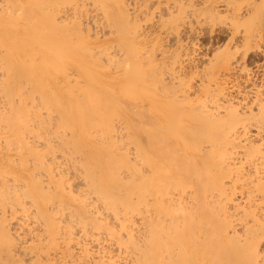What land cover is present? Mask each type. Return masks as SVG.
Returning <instances> with one entry per match:
<instances>
[{
    "label": "bare ground",
    "instance_id": "6f19581e",
    "mask_svg": "<svg viewBox=\"0 0 264 264\" xmlns=\"http://www.w3.org/2000/svg\"><path fill=\"white\" fill-rule=\"evenodd\" d=\"M16 1L17 3L18 1H20V4L23 6L20 5L22 14H20V11H15V12H19L15 16L17 17L19 15H22L23 17L24 15V17L30 19V20L28 19L29 21H25L27 20V18L25 20H23L24 18L20 19L21 16L18 19H16L15 17L14 18L10 17L11 13L12 14L15 13L12 12L11 11L12 9L10 8L19 6L18 4L16 6L13 5L16 3ZM16 1L14 3L13 1H11L12 6L8 8L9 12H7L6 9L7 4H4L6 7L4 5H1L2 7H5L4 10L6 11L4 12H7L8 16L10 17V19L8 18V16H5V18L7 19H3V17L0 18V63H2L0 64V69L2 68L4 70L3 72H5V74L3 73L5 77H3L4 78V80L2 81L3 83H1L2 87L0 88L1 89L0 95L3 96L5 95L4 98L6 100L3 101L2 99L1 102H6L7 104L6 107H4L3 105L4 109L0 108V135L2 134L7 135V139L6 136L3 137L5 138L4 140L5 141L7 140L9 142H12L13 140L16 142V144L14 142L10 143L11 145L14 143L15 145L18 146L20 143V146H18V147L22 146L21 147L22 151L20 149V152L22 154V157L24 158L25 156L26 158V155H24L23 153V148H25V150L28 149L30 150V147H33L31 149V151H33L34 147H36L35 142L38 144L43 143V142H39V140L35 141V137L39 136L38 139L41 138L43 139L45 137L44 139H46L50 134L55 135L57 133L60 135V137L56 135L54 137L59 138L58 142L54 141L55 143L53 144L51 143V144L54 146V144L58 143L59 147H61L59 148V150L62 149V147L64 148L66 147V151L68 148H71L69 149L70 151L68 150L70 153L67 151L70 156L72 154H73L72 156H74V154L75 156L76 154H81L83 156V159L81 158L82 160L79 158V160L82 162L80 163L77 162V163L80 165L82 163L84 167L82 165L81 166L82 168H84L83 170H85L86 172L85 171L81 172V170L80 171L77 170V172L79 176L80 173L82 174L85 173V175H87L85 176V178L86 179L88 178L90 181L89 182L91 187L90 191L91 192L96 191L98 193L94 195H99V197H101L100 199L101 200L104 199L102 201L103 202L107 201L106 204L109 205L111 203L113 206H115L116 203L117 204L119 202L122 203L125 206L123 209H125L126 213L129 212L130 210H133L131 211L133 213L134 209L135 210L139 209V207H136L137 205L138 206L144 205L145 208L147 209V212L149 213L151 212V214L147 216L148 218L150 217L149 218L150 220L146 218V221L149 220V222L147 221L148 226H144L142 230L141 227L137 231L139 232V236L138 234H136L137 236L135 235L136 237H139V239L131 241L132 239H134L133 238L134 236H132L131 232H129L131 234H128L131 235L129 237L126 234L128 240H125L126 237L125 239L120 237L121 238L120 241L122 242H124V240L126 241L122 243L123 246L125 245V248L131 249V252H133V254L137 253L136 255H138V257L133 255L134 257H136V259L132 261V264H144L142 263V261L144 260L146 261V259L148 258L149 260L152 259V261L150 260L151 263H153V260H156V262L160 261L157 264H264V259L263 258H262L263 260L261 259V254H260V245L262 243V240L264 239V223H263L264 221H261L259 217H256L258 216V214L256 211H254L253 217H255L256 219L255 221H258L257 222L258 225L255 222L256 226L246 227L243 233H240L237 230H233V229L231 230V223L233 222V221L231 222V220L233 219L232 218L233 214H230L231 212L229 213L227 211L228 210L226 209L227 204H225L226 201L230 200V196H229L230 194L228 195L227 192L228 188L226 189L225 187V179L228 177L232 178L234 176V171L231 164L233 157L228 150L230 146L233 147L232 146L233 141L238 140V138L236 137L238 136V134H236L235 136L234 133H230L232 131L234 132L236 123L241 119L237 109L235 110L234 108V110L231 111L230 119L228 120L222 118L212 119V117H210V114H207V112L205 111L203 112L201 110H198L197 113L195 112V110L191 111L190 113L186 112L187 110L185 109V105L183 104L182 101H180L177 98H173V97L170 98L171 96L169 95L170 92H172L171 90L172 88L170 87V85H165L164 87L162 85L161 87V89H163V93L165 97L169 96L170 98L169 100L163 99L162 102L161 98L164 96L162 94L160 95L157 92L156 90L157 87L155 88V84L158 83L159 78H154L156 76H153V74L152 76L154 79L152 78V76H150L151 75L150 72L152 70L151 68L154 69L153 67L154 60H152V57H150V55L146 56L147 54L145 50H148L150 48L147 46L146 43L148 40L146 36L148 34L145 35L143 40L142 38L139 39L140 35H138L139 32L137 31L138 30L137 24L136 23L131 24L123 0H101L102 4L103 1H105V3L103 4L105 6V12L107 13V15H109V17L113 18V21H115L117 25V26L115 25L116 29L117 27H119V29H117V31H119V34H117L118 32L116 33V36L119 35V38L116 37L118 38L116 41L117 42L116 48H118L117 52H119V54L117 53L116 55H114L113 53V52L116 53V50L113 51V48H115L114 40L116 38L115 39L113 38L114 40H111L113 41L112 45L114 47L109 43V46H105V49L101 50L102 52L104 51L103 53H106V56L105 55L104 56L107 59L106 63H108L106 64L104 62V65H107L106 69H104L106 80H104L102 76V69L105 67H102V65L99 64L100 60L99 62H97L98 58L97 57L95 58V55L93 54L94 46L93 47L91 46L93 42H89L90 41L88 36L89 33L87 34L83 30L85 27L84 25H82L83 19L80 18L83 12L82 11L83 7L81 4H78L81 7L74 4L75 8L73 6H72L73 8L72 7L66 8L65 6H63L64 7L63 9L61 8L64 2L63 0H38L37 3L36 1L33 3L34 0H32L33 5L29 2H28L29 4L27 3V5L31 4V7H33L30 8L29 6L30 10L28 12L31 11L30 14L25 9L26 4H23L24 3L23 0H16ZM122 2L124 4H122ZM261 3H260V8H258L259 6H257L258 9L257 15L263 21L259 22V20H257L258 21L257 23H260L261 27L263 28L264 3L262 5ZM182 5L183 4L181 2L178 8H181ZM20 6L17 7V10L20 9ZM22 8L24 11L26 10V14H24ZM184 8L182 7V10H184ZM0 10L3 11L2 8H0ZM32 12L33 13L36 12V13H34L33 15ZM61 13H65V15L63 14L65 18L62 17L59 19V15H61ZM35 14L37 17H34ZM78 15H81L79 16V19H78ZM178 15L179 14H177V16ZM2 16H4V14ZM30 16H32L33 18ZM179 16L180 18H182L181 15ZM75 18H77V20ZM174 18L175 16H173L172 19ZM180 18L177 19L175 18V20L173 21H177ZM253 18L256 19V17ZM179 21L180 20H178L177 23H179ZM240 23L241 22H239V24ZM239 24L236 25L239 26ZM174 25L176 26V22H174ZM177 26L179 25L177 24ZM257 27L260 26H256V28ZM237 32L234 34L236 35ZM259 33H261V31L258 32L257 29L256 31L254 30V32L251 30V32L248 31V34L245 35L244 37L243 45L245 47V54L242 59H244L245 62H248V60L250 59L249 51L252 48L251 47L252 43L257 42L258 45L259 44L258 40L262 41L264 39V35H260ZM235 35L233 36V42L235 39ZM76 36L79 38L78 41H75V39L76 40L78 39ZM79 47H82L83 49L82 52L84 51L86 59L81 60L82 55L81 54L79 55L77 52L78 50L77 48ZM146 47H148V49H145ZM91 49L93 50L92 52ZM150 50L152 51L153 49H149V53H151ZM143 51H145V53H143ZM234 51H232L233 53L229 52V54L227 55L228 58L230 57H232V59L235 58L237 52ZM152 53L154 52L152 51ZM118 55H120L121 57H118ZM224 55L222 56V59L225 61L228 58H226V56L224 57ZM90 57L92 58V61L88 60ZM231 63L232 61L230 62V60H228L227 62L225 61V64L224 63L223 64L228 65L227 67L229 68L231 66L230 65ZM67 64L68 66L66 72H71L69 73L71 75L73 73L72 72L73 69L74 70L76 69L79 72V74L85 79V86L84 88L82 87V89H80V91L83 92L82 94L80 93L81 95H77L80 91H77L76 84L75 85L73 84L74 81L71 82L72 78L69 79V77H72V75L67 77L69 74L66 73L67 76L66 75L65 76L66 78L69 79L68 80L69 82L65 84L64 82H62V84L60 82L59 84L61 86L63 85L62 89L59 86H57L55 83H53L54 81L53 78L55 77L54 76L55 73L57 72V74L59 75V72H63V70L65 69V65ZM151 79L152 81H150ZM155 79H157L158 81ZM250 80H252V78H250ZM57 82H59V80ZM76 91L78 92L77 94ZM36 95L39 96L38 99ZM1 98L3 97H0V99ZM125 101L132 102V104L124 105ZM191 101L189 103L193 102ZM2 104L3 103H1V105ZM261 104L262 106L260 105L261 106L260 116L263 118V122H262L263 126H261V128H264L263 101ZM42 109L47 110V112L49 113L48 117H44L45 115L43 114L45 113H41ZM55 113H56L55 115L56 117H53L52 115H54ZM57 114H59V116ZM144 114L148 117H146ZM120 117L124 119L123 124L125 126L123 128L126 129V134L128 132V134L130 135V136H126V138H128L126 140L128 141L130 139V142L129 141L128 142L131 144L133 143L135 144L134 146L136 148L135 151L136 156H133V158L135 157L134 158L135 162L133 161V158L131 159L129 157L130 151H128L124 147H121L124 149V150L121 149L123 151L122 153L121 152L118 153V151H121L119 150L120 148L117 151L118 143L120 144L123 141L119 140L121 142H117L118 140H116L117 138H115L117 136L114 137L115 133L118 134L119 133L118 131L120 129V128L118 129V126L114 124V122L116 118L119 119ZM142 117L145 120L146 118H148L149 120L148 119L146 121H144V119L141 120ZM3 122L5 123L4 127H2L1 125V123ZM116 127L118 130L116 129ZM63 132H65V134H63ZM66 132H68L69 134H67ZM96 132L101 133L102 135L101 139H98L96 137ZM40 133H42V135L45 134L48 136L43 135L44 137H42ZM27 134L31 135V137L32 134H35V137H32V139L34 138L33 139L34 144H32L33 142L27 141V139H29L28 138L29 135ZM52 137L49 139H52ZM235 138H237V140ZM45 141L44 143L47 142ZM50 142L49 143L47 142V144H50ZM206 142L211 143L212 146L211 148H207L205 150L203 144ZM7 143L8 142H5L4 144ZM10 144H8V146L6 145L7 148H10L9 147L11 146ZM23 145L25 147H23ZM40 145L42 146V144ZM52 145H48V146L46 145V147H43V149L45 150L47 148L48 150L49 146H51V148L49 147L51 152H53V149L54 150L58 149L57 148L58 145H55L56 146L55 148H52ZM2 146L6 147L4 145ZM37 149L39 148L37 147ZM34 152H36V154L38 155L42 153H46L45 151H40L42 152L40 153L38 152V150L35 149V151L29 152L30 154L29 153L27 154L33 157L34 154L32 155V153ZM64 153H63V157L64 155L67 157L68 153L66 154ZM36 154L34 155V159L36 158L35 157ZM49 154L51 153L49 152ZM38 155H37L38 159H35V163L37 164L38 162V165L40 163L39 166H41L42 158L39 157H42L43 154L40 156ZM47 155L48 154L44 156ZM218 155H219V160H217ZM72 156L71 157L68 156V157L71 159ZM18 158L21 159L20 156ZM57 159L60 160L58 157ZM70 159L68 161H71ZM75 159L78 161L77 157L73 158L72 160L75 161ZM262 159L264 160V154ZM6 160H8V158ZM37 160H39L40 162ZM44 160L46 161V159H44L43 157V161ZM52 161L54 162L53 165H55L54 158ZM74 161L71 163L74 164ZM26 163L29 164L28 161ZM31 163L34 164V162ZM36 164H34L35 171L34 169L32 171L36 172L37 170L38 173L40 170L38 171V169L36 168L38 166ZM46 164H47L46 166H48V163ZM56 165L60 166L62 165V163L59 164L58 162L56 163ZM50 166L51 164L49 163V167ZM81 166L79 167L81 168ZM49 167H47L48 170ZM71 167L75 168L76 165L75 167L74 166ZM71 167H69V170ZM123 167L127 168L128 170L129 177L127 178L121 177V173H123V171H121V168ZM40 168L43 169V165ZM2 169L3 168L0 167V170ZM76 169L72 171H76ZM50 170L52 169L50 168ZM129 170L131 173L129 172ZM65 171L68 170L66 169ZM257 171L258 170H256L255 173H257ZM0 172L3 173L2 177H4V173H7L4 171H0ZM34 172H33V176H35L36 174V173L34 174ZM39 173L36 175L39 176ZM63 174H65L63 171H62V175L60 172V174H58L60 175L59 178L65 177ZM7 175L8 174H6V176ZM43 175L44 174L42 173V176ZM52 175L54 176V173ZM67 176L69 175L67 174L66 177ZM76 176L78 177V175ZM236 177L240 178L238 175ZM39 178L40 176L35 181L37 182ZM56 179H58V177ZM11 181L12 180L8 181L10 185H12ZM45 181H43V183L42 180L39 181V183L40 182L42 183V185H40L42 188L40 186L38 187L44 190L43 186H45L46 184L45 185L43 184ZM62 181L61 183H59L60 181H58L59 186L57 187L60 188L59 193L61 195V198L63 199L67 195L65 191L67 189L66 188L67 183L65 182V184H63ZM36 182H31V184L32 183L35 184ZM68 182L70 183V180ZM262 183L263 182H261V184ZM5 184L4 186L6 187ZM31 184L29 185L30 188L36 187L38 185L36 184L35 186L33 185L31 186ZM19 186L23 190L17 188L16 185L15 186L13 185L12 187L14 189L11 188V190H15V188L21 190L22 192L16 190L18 191V193H22L21 196H23L24 193H26L24 192V188L25 190H27V194L29 191L31 192V190H28L26 188L27 185L26 187H23L24 185H19ZM3 187L0 188L1 191ZM189 187H191L193 191L190 192L188 191L187 193L186 190ZM262 188L263 187H261V189ZM7 189H5V191ZM45 189L47 190V188ZM38 190L39 189H36V191ZM5 191L0 192V195L1 193L3 195ZM122 191L125 192V195H121ZM177 191H179V193H175ZM6 192L9 194L10 191L8 190ZM6 192L4 195H6ZM13 192L10 194V196L14 194ZM56 192L53 193V196H51L54 197L52 198L53 200L58 196ZM96 192H92V193H96ZM41 193L40 195L42 196L45 195L43 192ZM48 193L46 197L44 196L45 200H48L47 202H49V200L51 199V197L50 199H48L50 194ZM31 194L33 193L31 192ZM70 194H69L70 196L72 197L74 196L73 198H75L76 196L75 194H73L72 192ZM212 194H214V196H211ZM40 195L38 197H40ZM50 195H52V193ZM55 195L57 196L55 197ZM133 195L137 196V198L135 197L137 199L136 203L134 202V200H132L133 199L132 197H134ZM217 195L220 196L225 202L224 203L222 202L221 204L220 202H217ZM21 196L19 197V195L18 196L16 195L15 200L16 201L19 200V202H21L20 201L22 200ZM28 196L29 195H27L26 197L28 198ZM33 196L34 195L29 197H33ZM148 196L149 197L155 196L156 199H153L155 201L149 203L148 202L149 200H147ZM18 197L19 199H16ZM79 197H78V201L82 196L80 198ZM57 199L59 200L58 203L60 202L61 204V200L59 199V197H57ZM82 199L83 198H81V200ZM86 199L89 200L90 198L88 199L87 197ZM91 199L94 200L95 197L94 199L93 198ZM7 200L10 199L6 198L5 201ZM41 200L44 201L42 197ZM53 200L51 201L53 202ZM74 201L77 202V199L76 200L74 199ZM81 202H85V200L80 201V203ZM217 203L220 204L219 211L217 210L218 208ZM23 204H25L24 201ZM54 204L57 205V203ZM106 204L104 203L103 205L106 206ZM57 206L59 207V204ZM113 206L110 205L111 208ZM89 207L91 206L86 202V204L82 203V206L79 205V208L77 209L78 212L76 211L75 206L73 208H75V211L77 212L78 216L81 217V219L84 218L82 220L84 221V223L89 221V223L91 224L92 223L91 220H93L95 221V227L93 226L94 228L97 227L102 229L105 227V230L107 231L110 230V228H108L107 226H105V224H103L104 222L102 221V219H100L102 216L101 217L98 216L97 218V216L94 215L97 213H93L94 208L91 211ZM110 207L109 209H111ZM122 207L119 206V208L117 209L114 208L112 209H114V211L115 210L118 211ZM10 208L12 210V211L10 210L12 213V215H10L11 217L14 214H16L18 210H21L23 212L27 211L26 209L27 207L22 205V203L21 204L17 203L14 206L12 205V207ZM87 208L89 211H87ZM10 211L8 210V208H4L3 210L0 211V221L1 224H3L5 227L6 225H8L7 227H9V222L7 221V218L9 217L8 213ZM56 211L59 210L56 209ZM217 211L222 213L218 214ZM39 212L41 211L39 210L38 213ZM121 212L122 211H120L119 213ZM255 212L257 215H255ZM261 212L262 215L260 214L259 216H264L263 210ZM43 213L44 212H41L43 216L48 214V213L47 214L44 213L45 214L44 215ZM90 213L93 214L94 216L93 218L90 216L91 215ZM139 214H141V212ZM143 214L142 216L145 217V215ZM127 215L125 216L127 217ZM75 216L72 217L75 218ZM79 217L78 219H80ZM230 217L232 218L231 220ZM51 218L52 220H50V222H53L52 225H54L57 220H55L54 223L53 220L55 218L54 217ZM46 219H47L46 222H49V219L48 218ZM72 219L70 220L71 222H73ZM143 219L145 220V218ZM121 220H120V223L122 222L121 225L126 222V219L125 222L124 219L123 221ZM50 224L51 223H47L49 227L51 226ZM3 225L2 227L4 229L2 227L1 228L7 231V233L5 232V237L7 239L3 237L4 231L0 230L2 231L1 233H3L2 236L0 233V240L4 242L2 243L1 241V244L6 243L7 245L6 240L8 241L13 240L12 234L10 232L11 230H9L12 228L6 229ZM57 226L60 228L59 225ZM73 226L74 225H72V227ZM126 227L122 225V229L123 228L126 229ZM50 228L51 230L49 228L48 229L49 231H52L53 235L59 233V232L56 233L53 232L59 230L56 229L55 226H51ZM114 228L115 226L113 227V229ZM113 229L111 227V230ZM92 230L95 229H91V231ZM109 235H111V233ZM14 238L17 241V238L15 236ZM69 241L72 240L70 239ZM86 253H88V250L86 251ZM89 255H91V253ZM152 257H154V259ZM80 259H82V257ZM84 259H86V257ZM150 262L149 264H151ZM156 262L154 261V263ZM127 264H129V262H127Z\"/></svg>",
    "mask_w": 264,
    "mask_h": 264
},
{
    "label": "rangeland",
    "instance_id": "374dc122",
    "mask_svg": "<svg viewBox=\"0 0 264 264\" xmlns=\"http://www.w3.org/2000/svg\"><path fill=\"white\" fill-rule=\"evenodd\" d=\"M11 1H13V3H14L16 0H0V8L3 9V11H1V10L0 11L4 14V16H2L3 14L0 12V15L2 14L0 16V18L3 17V19H7V18H5V16H8V14H7V12H9L8 8L12 6ZM23 1H24V3L23 2H21V3L26 4L27 7L25 6V9L27 10V12L30 10L29 6H30V8H33V7H31L32 0H28V1L23 0ZM35 1L37 3L38 0H34L33 3ZM63 1H64L63 5L61 6V8H63V9H64L63 6H65L66 8L73 6L75 8L74 4L77 6H80L78 4L82 5L83 10L82 9L81 10L83 12L80 10L82 12V16L78 15V19H79V16H81L80 18H82L84 21V22L82 21V23H83L82 25H84V27H85V28L83 27L84 28L83 30L85 33H87V34L89 33V35H88L89 39H90L89 42H93L91 46L92 47L94 46L93 47L94 51L91 49V52L93 51L95 58L96 57L98 58L97 62H99V60H100L99 64H101L102 67H105L102 69V76H103V79L106 80V75H105V70H104L107 67V65H104V62L105 63L107 62V59L105 57L106 53H103L104 51L102 52L101 50L105 49V46H109V43H110V45H112L113 41H111V40H114L116 37L119 38V35L116 36L117 32H118L117 34H119V31H117V29H119V27H117V29H116L117 25H116L115 21H113V18L109 17V15H107V13L105 12V6L103 5L105 3V1H103V4H102L101 0H70L72 3L69 0H63ZM263 1L264 0H123V2L125 4L122 2V4H124V6L127 9L129 20L131 21V24L132 23L137 24V27H138L137 31L139 32L138 35H140L139 39L142 38V40H143L145 35L148 34L146 36L148 38L146 43H147V46L150 47L149 49H153L152 51L154 53H152L151 50H150L151 53H149L148 47L145 48V49H148L145 51L147 54L146 56L150 55V57H152V60H154V64H153L154 69L151 68L152 70L150 72V74H151L150 76H152V74H153V76H156L154 78H159L158 79L159 81L157 79H155L158 81V83L157 82H154V83H157V84H155V88L157 87L156 88L157 92L160 95L162 94L164 96L161 98V101L163 99L169 100L172 97L177 98L180 101H182L183 104L185 105V109L187 110L186 112L190 113L191 111H194V110L196 113L198 112V110H201L203 112L205 111V112H207V114H210V117H212V119L222 118V119L228 120V119H230L231 111H233L234 108H235V110L237 109L238 114L240 115L241 119L236 123L234 132L232 131L230 133H234L235 136H236V134H238L239 137L236 136L238 138V140H237V138H235L237 141H233V145H232L233 147L230 146V148L228 150L229 153H231V155L233 157L231 164H232V168L234 171V176L232 178L228 177L225 179V187H226V189L228 188L227 192H228V195L230 194L229 195L230 200L225 202L220 196L217 195V202H220V204L222 202L223 203L225 202V204H227L226 205L227 206L226 209H228L227 211L229 213L231 212L230 214H233L232 215L233 219L230 217V220L232 219L231 222L233 221L231 223V230L232 229L237 230L240 233H243L245 228L248 226L249 227L256 226V223L258 221H255L256 219H255V217H253L254 211H256L258 214V216H256V217H259L261 221H264V219H263L264 216H259L260 214L262 215V212H261L262 210L264 213V171H263L264 170V167H263L264 160L262 159L263 154H264V141H263L264 140V128H261V126H263L262 125L263 118L260 116V114H261L260 110H261V106H262L261 103H262V101L264 103V39L262 41L258 40L259 46L257 45V42H255L256 44L252 43V46H251L252 48L249 51L250 59L248 60V62H245L244 59H242L244 57V54H245V47L243 45L244 44L243 41H244L245 35L248 34V31L251 32V30H252L254 32V30L256 31V29H257L258 32L261 31V33H259L260 35H264V30H263L264 26L262 28L260 23H257L258 22L257 20H259V22L263 21L257 15L258 14L257 6H259L258 8H260V3ZM28 2L31 4L27 5ZM181 2L185 6V8H184V6L182 5L184 10H182L181 6H180L181 8H178ZM250 3H253V4H250ZM263 3H261V5ZM4 4H7L6 5L7 6V8H6L7 12H4V11H6V10H4L6 7ZM17 4L20 6L21 5L20 1H18V3L16 1V3L13 5L16 6ZM1 5H4L5 7H2ZM59 5H61V4H59ZM19 6H16L14 8H10V9H12L11 10L12 12L20 11V14H22L21 6H23V5H21L20 9L17 10V7H19ZM13 9H14V11H13ZM179 9H181V10H179ZM22 10H23V8H22ZM26 10L25 11L23 10L24 14H26ZM32 11H34V10H32ZM180 11H183L184 13L180 12ZM30 12H28V13H30ZM17 13H19V12H15L13 14L11 13L10 17L11 18L15 17L16 19H18L21 16L20 19L24 18L23 20H25L27 18V17H24V15H23V17H22V15H19L16 17L15 15ZM34 13H36V12H34ZM34 13H33V15H34ZM63 14L65 15V13H61V15H59V19L62 17L65 18ZM177 14L181 15V17L183 19L180 18L179 15L177 16ZM235 15H237V16H235ZM25 16H27V15H25ZM173 16H175L176 19L180 18V19H178V20H180L179 23H177L178 20L173 21V20H175V18L172 19ZM234 16H235V18H234ZM10 17L8 16L9 19H10ZM30 17H32V16H30ZM34 17H37L36 14ZM248 17L249 18L252 17V18L249 19ZM253 17H256V19ZM231 18H234V19H231ZM28 19L29 18H27V20H25V21L30 20V19L29 20ZM75 19L77 20V18H75ZM251 19H253V20H251ZM231 20H232V22H231ZM235 20H236V23H235ZM254 20H255V22H254ZM174 22H176V26L174 25ZM239 22L242 23V26H241V23L239 24ZM231 23H232V26L234 25L235 27L234 26L232 27ZM177 24L179 26H177ZM236 24H239V26ZM256 26H260V27L256 28ZM175 27H177V28H175ZM246 29H247V31H246ZM236 32H237V34L235 35L234 33H236ZM234 35H235V39L233 42V36ZM118 38H116L114 40L115 41V43H114L115 48H113V51L116 50V53L113 52L114 55H116L117 53L119 54V52H117L118 48H116L117 47L116 41ZM78 40H79V38L77 40L75 39V41H78ZM148 41H149V43H148ZM77 49H78L77 50L78 54L82 55L81 60L86 59L84 51L82 52V50H83L82 47H79ZM79 51H81V52H79ZM145 51H143V53H145ZM147 51H148V53H147ZM232 51L237 52V55L233 59H232V57L229 56L230 58H228V56H227L229 54V52L233 53ZM120 54H121V52H120ZM94 55H93V57H94ZM223 55H224V57L226 56V58H228L225 60L226 62L228 60H230V62L232 61V63L230 64L231 66L229 68L227 67L228 65H224L225 61L222 59ZM118 57H121V56L118 55ZM88 60L92 61V58L90 57ZM0 64H2V63H0ZM106 64H108V63H106ZM67 66H68V64L65 65V69L63 70V72H59V75L57 74V72L55 73V75H54L55 77L53 78V80H54L53 83H55L57 86H59L62 89L63 85L61 86L59 83L60 82H61V84H62V82H64V84L68 83L69 82L68 80L70 78H72L71 79L72 81L71 80L70 81L71 82L74 81L73 84L74 85L76 84L77 91H80V89H82V87L84 88V86H85V79L79 74V72L76 69L75 70L73 69V71L69 70V71L73 72L71 74L72 77H69V76H71L69 74L71 72H66ZM1 69H0V88L2 87L1 83H3L2 81L4 80L3 77H5L4 76L5 72H3L4 71L3 69L2 70ZM64 71H65V74H64ZM66 73L69 75L67 76ZM56 75H58V76H56ZM63 75L64 76L66 75L67 77H69V79L66 78V76H65V78L67 79V81H66V79L64 78ZM153 76H152V78H153ZM250 78H252V80H250ZM57 79L59 80V82H57L58 81ZM150 81H152V79ZM162 85H163V87L165 85H170V87L172 88V89L170 88L172 90V92H170V95H169V96H171L170 98H169V96L165 97V95L163 93V89H161ZM77 91H76V94L78 93ZM0 93H1V91H0ZM80 93L82 94L83 92L80 91L77 95H81ZM3 94H4V92H3ZM4 96L0 95V97H3L0 99V108H3V105H4V107H6V105H7L6 102H1L2 99H3V101L6 100L4 98ZM36 97L38 99L39 96L36 95ZM190 101L192 103H189ZM1 103H3V104L1 105ZM131 104H132V102H129V101L124 102V105H131ZM43 109L41 110V113H45V114H43V115H45L44 117H48L49 113L47 112V110H43ZM55 115H56V113L52 116L56 117ZM57 115L59 116V114H57ZM147 115H148V113H147ZM146 117H148V116H146ZM122 119L123 118H121V117L119 119L118 118L115 119L114 124H116L118 126V129L119 128L122 129L125 126L123 124L124 119L123 120ZM142 119H144V118L142 117L141 120ZM147 119L148 118H146V120ZM146 120L144 119V121H146ZM3 123H1L2 127H4V125H5V123L4 124ZM116 129H117V127H116ZM120 129L118 131L119 133L117 132L118 134L115 133V135H114V137L117 136V137H115V138H117L116 140H118L117 142L123 141V142H121L122 146H121V143L120 144L118 143L117 151L119 148H120L119 150H121V149L124 150L123 148H121V147H124L125 149L130 151L129 157L132 159L133 156H136V154H135L136 148L134 146L135 144L132 141L131 142L133 144L129 143L130 139L128 140L129 142L126 140V139H128V138H126V136H130L128 134V132L126 134V129H124V128L122 130H120ZM66 133L69 134L68 132H66ZM29 134H27V135H29ZM63 134H65V132H63ZM40 135L42 137L48 136L45 134H43L44 135L43 136L42 133H40ZM52 135L53 134H50L49 135L50 137L48 136L46 139H44L45 137L42 139L40 136L41 139H38L39 136L35 137V134H32V137H35V141L39 140V142H43V143H40V144H42V146L35 142L36 147H34L33 151H35V149H36V150H38V152H40V151L46 152V153L40 152L43 155L42 154L38 155V154H36V152L32 153V155L36 154L35 159H38L37 155L38 156L42 155V157H39V158H42L41 166H39L40 163L38 165L37 161H39V160L36 161L37 164L35 163L34 155H33V157H31L30 155L27 154L29 152H33V151H31V149L33 147H30V150L28 149L29 152H28V150H25V148H23V153H24V155H26V158H25V156L23 158L22 154L20 152V149L22 146L18 147V146H20V143L17 146V145H15L16 142L12 140V142H14L15 144L13 143L11 145L10 143H12V142H9L7 140L5 141L4 140L5 138H3L4 136H6V139H7V135H5V134L0 135V141H1V144H0V167L3 168L0 171L7 172V173H4V177H2L3 173L0 172V174H1L0 175V180H1L0 181V188H2L5 183H6L5 184L6 187L8 188V186L10 185V183L8 181L12 180L11 181L12 185H10L11 187L9 186V188L7 189L4 186L2 191L0 189V192L5 191V189H7L6 191H8V190L10 191L9 194L5 191L6 195H4L5 192L3 193V195L1 193V195H0V211L3 210L4 208H8V210L10 211L11 210L10 207H12V205L13 206L16 205L17 203H19V204L22 203V205L27 207L26 208L27 211H25V212L17 209L18 212L16 214H14L12 217L10 216V215H12V213H11L12 210L8 213L9 217L7 218V221L9 222V227H7L8 225H6V227H5L3 224H1V221H0V225H1L0 228L2 227V225L6 229L12 228L9 230H11L10 232L12 234V239H13V240H9L10 242L8 240H6L7 238L5 237V232L7 233V231L3 230L4 229L3 227H2L3 229L2 228L0 229V230L4 231L3 237H5L6 238L5 240L7 241V245H6V243L1 244L2 240H0V264H79V263L80 264H89V263L90 264H127V262H129V264H132V261L135 260L136 257H138V255H136L137 253L133 254V252H131V249L125 248V245L123 246L122 243L126 242L125 240H128V237L131 236L128 234H131V233H132V236H134L133 237L134 239L131 238L132 239L131 241L139 239V237H136L137 236L136 234H138V236H139V232H137V231L141 227H142L141 228V230H142L144 228V226H148L147 221L149 222L150 217L148 218L147 216H149V214H151V212L150 213L147 212V209L145 208L144 205H141V206L137 205L136 207H139V209H137V210L134 209L133 213L131 212L133 210H130L129 212L126 213L125 209H123L125 206L122 203L119 202L121 205L119 203L118 204L116 203L115 204L116 208H115V206H113L110 203V205L113 206L112 208H114V209L119 208V206L120 207L123 206L122 208H120L118 210L119 212L122 211L121 213H119L116 210H115L116 211L115 212L114 209H112L109 204H106L107 201L103 202L102 200H104V199L101 200L100 199L101 197H99V195H94V194H98L96 191H92V192H96V193H92L90 191L91 190L90 183H89L90 181L88 178L87 179L85 178V176H87V175H85V173L84 174L80 173V176H79L77 170L78 171L81 170V172L85 171V170H83L84 168H82L83 164L81 163V165H82L81 166L80 164L77 163V162H79V163L82 162L79 160V158L83 159V156L81 154H76V156L74 154V156H72L73 155L72 154L71 155L72 158L70 159L69 157H71V156L69 155V153H70L69 149H71V148L67 149V151L69 150L68 151L69 153H68L66 151V147L65 148L62 147V149L59 150V148H61V147H59L58 143L54 144V146H53L52 144L55 143L54 141L58 142V140H59V138H55L54 136L56 135V136L60 137V135L57 133L55 135H53V137H52ZM29 136H28V138L30 140L27 139V141L33 142L34 138L32 139L31 135H29ZM51 137H52V139H49ZM96 137L98 139H101L102 138L101 133L96 132ZM54 138H55V140H54ZM42 140H44V141L46 140L48 143L51 140L53 142L51 141L50 144H47L46 141H45L46 143H44V141H42ZM119 140H121V141H119ZM5 142H8V143L4 144ZM8 144L11 145V146H9L10 148H7ZM32 144H34V142ZM44 144H46L47 146L52 145V148H55L56 147L55 145H58L57 146L58 149H56V150H59V151H56L53 149V152L55 151L56 154H55V152L54 153L51 152L49 149V147L51 148V146L48 147V150H47V148L44 150L43 147H46V145H44ZM2 145H4V146L7 145V146L3 147ZM127 145H128V147H127ZM211 146L212 145L209 142H206L203 144V147H205L204 148L205 150L207 148H211ZM23 147H25V146L23 145ZM37 147L39 149H37ZM18 148H19V151H18ZM13 149H14V151H13ZM61 150H64L65 153H64V151H61ZM122 150L118 151V153H120V152L122 153L123 152ZM21 151H22V149H21ZM48 151L51 154H49ZM60 151L63 152L64 154L68 153L69 157L68 156L67 157L71 161H68L69 159L65 155L63 157V153H61ZM46 154H48V155L44 156ZM54 154L56 157L54 156ZM17 156L18 157L20 156V158L22 157L21 158L22 161ZM14 157H15V159H14ZM27 157H28V160H27ZM43 157L48 162H46L45 160L43 161ZM57 157L60 160H58ZM75 157H77L78 161L76 159H75V161L72 160ZM7 158H8V160H6ZM53 158L55 161V165H53L54 164V162L52 161ZM134 158H133V161L135 162ZM56 159L58 160L59 164L62 163V165H60V166L56 165V163H58ZM14 160H15V162L17 160V162L15 163ZM26 160L29 162V164L26 163L27 162ZM217 160H219V155L217 156ZM67 161H68V164H67ZM73 161H74V164L76 163L75 164L76 167L73 163H71ZM31 162H34V164H36L38 166V167H36L38 169V171L40 170L39 171L40 173L38 172L39 176H40L39 180L37 181L38 183L35 180L39 176L36 175V174H38L37 170H36V172H34L35 171L34 164ZM45 162L48 163V166H46L47 164ZM42 163H44V164H42ZM49 163L51 164L50 167H49ZM259 163L260 164L263 163V164L260 165ZM42 165H43V169L40 168V167H42ZM235 165H237V166H235ZM71 166H74L75 168H72ZM79 166H81V168ZM47 167H49V170H50V168L52 170L49 171ZM56 167H58V168H56ZM69 167H71L70 170H69ZM257 167H259V168H257ZM54 168H55V170H54ZM260 168H262V169H260ZM33 169H34V171H32ZM64 169L65 170L67 169L68 171H65ZM74 169H76V171H72ZM123 169H126V170H123ZM256 170H258L257 173H255ZM62 171L65 173V174H63L65 177L59 178L60 175H58V174H60V172H61V175H62ZM121 171H123V173H121ZM121 171H120L121 177H123V178L129 177V173H128L127 168L123 167V168H121ZM33 172H34V174L36 173L35 176L36 177L38 176L37 178L35 176H33ZM41 172L45 175V176L43 175L45 178L42 176ZM75 172H76V174H75ZM129 172H130V170H129ZM26 173H28V174H26ZM53 173H54V176L52 175ZM6 174H8L7 176H10V177H7ZM67 174L69 176L66 177ZM14 175H16V176H14ZM76 175H78V177ZM237 175L240 178H237L236 177ZM41 176H42V179H41ZM47 177H48V179H47ZM57 177H58V179H56ZM79 177H82V178H79ZM66 178H67V180L68 179L70 180V183L68 182L69 180L68 181L66 180ZM41 180H42V183H43V181L46 180L43 184V185L46 184L45 185L46 187L43 186L44 190L41 189L42 187L40 186V185H42V183L41 182L39 183V181H41ZM4 181H5V183H4ZM58 181H60L59 183H61V181H62L63 184H65V182L67 184L69 183L68 185L66 184L67 189L65 191H66L67 195L63 199L61 198V195L59 193L60 188L57 187V186H59ZM31 182H36V183L31 184ZM261 182H263V183L261 184ZM57 183H58V185H57ZM88 183H89V186H88ZM18 184L24 185L23 187H26V185H27L26 188L28 190H31V192L33 194H31L30 191L27 194V190H25V188H24V192H26V193H24V195L21 196L22 193H18V191L22 192L21 190H23V189H21ZM30 184H31V186L32 185L35 186L36 184H38V185L36 187L30 188L29 187ZM13 185L14 186L16 185L17 188H19L21 190L16 189V188H15V190H11V188H13L12 187ZM85 185H87V186H85ZM38 186H40L41 188H39ZM51 187L54 189H52ZM261 187H263V188L261 189ZM35 188L39 189V190L36 191ZM45 188H47V190H49V191H47ZM189 188H187V190H186L187 193H188V191L189 192L193 191V189L191 187H189ZM55 189L57 190V192ZM16 190H18V191H16ZM45 190H46V192H45ZM11 191L12 192L14 191L13 192L14 194H12L10 196V194L12 193ZM41 192H43L45 194L44 195L45 197H46L48 192L50 194L52 193V195H50L48 193L49 194V198L47 196L48 199H50V197L53 196V193L56 192L58 194V196L55 195V197L56 196L59 197V199L61 200V204H60V202L58 203L59 200L57 199V197L54 200L52 199L54 197H51L49 202H47L48 200H45V197L40 195ZM71 192L76 195L75 198H73L74 196L73 197L70 196V195H72V194H70ZM87 193H89V194H87ZM175 193H179V191H177ZM90 194H91V196H90ZM13 195H14V197H13ZM16 195L17 196L19 195V197L21 196V199H22V200H20L21 202H19V200H17V201L15 200ZM27 195H29V196L34 195L35 196V197L33 196L34 200H33V197L28 196V198H27L26 197ZM39 195H40V197H38ZM121 195H125V192L122 191ZM79 196L80 197L82 196L81 198H83V199L81 200V198ZM133 196L134 197H132L133 198L132 200H134V202L136 203L137 196H135V195H133ZM211 196H214V194H212ZM229 196H228V198H229ZM2 197H4L5 200H6V198L7 199L9 198L10 200L5 201L4 198H2ZM19 197L16 199H19ZM41 197L44 199V201L41 200ZM78 197L80 198L79 201H78ZM87 197H88V199L89 198L90 199L87 200L86 199ZM94 197H95V199H94ZM148 197H147V200H149L148 201L149 203L155 201L153 199H156L155 196H151V197H149V199H148ZM91 198H93L95 201L92 200ZM74 199L75 200L77 199V202L74 201ZM51 200H53V202ZM83 200H85V202L80 203V201H83ZM23 201L25 204H23ZM35 202L38 204H36ZM86 202H87V204H89L91 206V207H89V209L91 211L94 208L93 213H97V214H94L97 216V218H98V216H100V217L102 216L100 219H102V221L104 222V223L103 222L102 223L105 224V226L110 228V230H108L109 232L107 230H105V227L102 228L104 231L101 228H97V227L94 228L95 227V221H93V220H91V222L93 224L92 223L90 224L89 221H87L88 223L87 222L84 223V221H82L84 218L81 219V217L78 216V214H77L78 210L77 209L79 208V205L82 206V203L86 204ZM54 203H57V205L59 204V207L61 209ZM102 203L103 204L105 203L106 206L103 205ZM220 204L217 203V207H218L217 210L218 211L220 209L219 208ZM117 205H119V206H117ZM74 206L76 207L77 212L75 211V208H73ZM66 207L67 208L69 207L68 209H70V210H68ZM83 207H85V206H83ZM109 207L111 209H109ZM38 209L41 212H44L46 214L48 213L47 215L54 217L55 219L53 218L54 219L53 221L55 223V220H57L56 223L54 225H52L53 222H50V220H52V218L45 215L44 213L43 214L45 216H43L41 214V212L38 213V211H39ZM56 209H58L59 211H56ZM71 209H74V210H71ZM42 210H44V211H42ZM68 211H69V213H68ZM87 211H89L88 208H87ZM142 211H144V212H142ZM49 212H50V214H49ZM58 212H60V213H58ZM113 212H115V213H113ZM140 212H141V214H139ZM256 212H255V215H257ZM220 213H222V212H218V214H220ZM90 214H91L90 216L93 218L94 217L93 214L92 213H90ZM142 214L145 215V217L142 216ZM75 215H77L80 219H78V217ZM118 215H119V217H118ZM125 215H127V217ZM72 216H75L76 219L73 218ZM42 217H44V218H42ZM69 217H70V219H69ZM115 217H117V218H115ZM46 218H48V219L51 218V219H49V222H46L47 221ZM118 218L120 220L122 218L121 221H123V219H124V222L126 219V222L125 223L123 222L124 224H122L125 227L128 225L126 227V229L125 228L122 229V225H121L122 222L120 223V220ZM143 218H145V220ZM146 218H148L149 220L146 221ZM11 219H13L14 221ZM71 219L73 220V222L70 221ZM115 219L119 222H117ZM12 221L14 224L12 223ZM47 223H51L50 224L51 226H55L56 229H59V230L53 231L55 233L56 232H59V233L53 235L52 231H49V229L51 230V228H50L51 226L49 227L47 225ZM82 223H84V224H82ZM11 224H13V225H11ZM108 224H110V225H108ZM57 225H59L60 228ZM72 225H74V226L72 227ZM85 225L89 226L90 228L86 227ZM257 225H258V223H257ZM114 226L116 229L115 228L113 229ZM119 226H120V228H119ZM111 227L113 230H111ZM85 229H86V231H85ZM91 229H95V230L91 231ZM127 229H128V231H127ZM97 230H99V231H97ZM123 230H124V232H123ZM1 232L2 231H0V233ZM129 232H131V233H129ZM110 233H111V235H109ZM2 234L3 233H1V236H2ZM97 234H98V236H97ZM126 234L128 235V237H126ZM232 234H233V231H232ZM14 236L17 238V241L15 240ZM58 237L60 238V240ZM120 237L124 238V239L126 237L124 242L120 241L121 240ZM70 239L72 241H69ZM129 241H130V239H129ZM129 241H127V242H129ZM131 241H130V243H131ZM2 243H4V242L2 241ZM77 243H78V245H77ZM66 247H67V249H66ZM69 249H70V251H69ZM125 249H127V250H125ZM87 250H88L89 254L91 253V255L86 253ZM95 252H96V254H95ZM260 254H261V259L262 258L264 259V239L262 240V243L260 245ZM133 255L136 257H134ZM89 256H90V258H89ZM81 257L83 260L80 259ZM85 257H86V259H84ZM152 258L154 259V257H152ZM150 260L152 261V259H150ZM150 260L148 258V259H146V261L145 260L142 261V263L149 264ZM154 261L156 262V260H153V263H151V262L150 263L151 264H157L160 262V261H158V262L154 263Z\"/></svg>",
    "mask_w": 264,
    "mask_h": 264
}]
</instances>
